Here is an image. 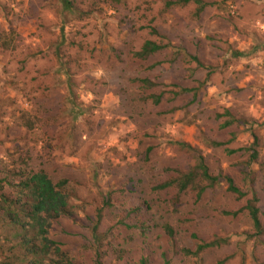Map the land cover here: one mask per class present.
<instances>
[{"label":"rangeland","instance_id":"obj_1","mask_svg":"<svg viewBox=\"0 0 264 264\" xmlns=\"http://www.w3.org/2000/svg\"><path fill=\"white\" fill-rule=\"evenodd\" d=\"M68 1L0 0V179L65 182L72 264H264V0ZM201 157L245 196L200 172L160 188ZM11 234L0 214V259Z\"/></svg>","mask_w":264,"mask_h":264},{"label":"trees","instance_id":"obj_2","mask_svg":"<svg viewBox=\"0 0 264 264\" xmlns=\"http://www.w3.org/2000/svg\"><path fill=\"white\" fill-rule=\"evenodd\" d=\"M67 11L71 10L72 5L68 0H61ZM198 5V11L210 5L202 0H178L172 4L190 3ZM164 48L156 41H146L137 55L141 58L155 54ZM239 55V53H237ZM194 60H197L194 57ZM143 82H148L143 80ZM227 121L224 126H229ZM255 141L257 137L254 135ZM217 147L227 145L223 141H213ZM241 148L239 150H244ZM248 150V149H247ZM229 153H235L237 150H229ZM253 157H256V153ZM254 157V158H255ZM24 171V170H22ZM21 172V171H20ZM25 172V171H24ZM201 173L204 181L207 183L201 187V193L204 189L225 180L228 184V190L237 194L238 197L245 196V193L235 184L234 179L221 173L212 175L201 157L196 171H190L181 176L174 183L169 182L163 187L176 184L179 192H184L194 183ZM19 173V172H18ZM17 178L4 177L0 179V214L7 227L15 231V234L3 237L1 250L4 252V258L0 259V264H44V257L51 254L57 257L56 264H72L67 253L62 250L60 243L50 237V230L53 223L60 217L70 215L69 193L65 189V182L55 183L44 169L29 171ZM10 192L5 190L9 187ZM246 209L249 211L255 229L260 232L261 222L259 219V208L256 205L248 204ZM236 214V213H234ZM170 232V227H166ZM144 230V229H143ZM219 240L211 241L198 247L197 253L205 248L219 244ZM97 264H101L98 260ZM139 264H148L147 258L140 259Z\"/></svg>","mask_w":264,"mask_h":264}]
</instances>
